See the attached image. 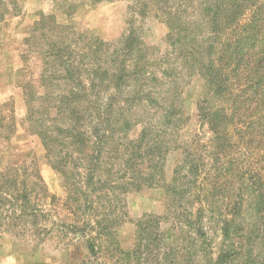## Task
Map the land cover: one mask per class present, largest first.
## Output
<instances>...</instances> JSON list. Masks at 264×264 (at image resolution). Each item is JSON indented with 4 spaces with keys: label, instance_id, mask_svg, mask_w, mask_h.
<instances>
[{
    "label": "trees",
    "instance_id": "16d2710c",
    "mask_svg": "<svg viewBox=\"0 0 264 264\" xmlns=\"http://www.w3.org/2000/svg\"><path fill=\"white\" fill-rule=\"evenodd\" d=\"M53 1L64 15L79 7ZM105 1L114 0H89ZM20 12L19 0H0V19ZM150 12L167 25L164 52L134 27L110 44L55 13H41L26 39L42 46L38 77L19 83L25 125L63 180L64 206L82 215L64 226L88 253L111 248L123 264H264V0H142L137 13ZM195 77L197 126L185 133ZM15 130L0 111V151ZM23 162L0 166V228L20 236L48 193L38 166ZM153 187L164 189L165 210L138 219L124 248L127 196Z\"/></svg>",
    "mask_w": 264,
    "mask_h": 264
},
{
    "label": "rangeland",
    "instance_id": "374dc122",
    "mask_svg": "<svg viewBox=\"0 0 264 264\" xmlns=\"http://www.w3.org/2000/svg\"><path fill=\"white\" fill-rule=\"evenodd\" d=\"M71 1L78 3L79 7L73 14L64 15L54 7L53 0H19L21 12L0 19V111L14 116L16 121V133L7 147L0 151V166L7 163L17 165L24 160L34 162L48 192L44 196L39 191L36 201L43 212H39L36 225L28 222L29 229L22 236L17 235L12 226L0 228V264H123L118 259L119 253L111 248L97 255L88 253L81 233L64 226V222L70 224L82 215L81 212L71 211L74 206L69 205L72 209L64 206L63 180L48 163L42 140L31 134L25 125L26 106L19 83L24 78L38 77L41 60L35 47L42 46L38 45V40L26 39L30 37L41 13H55L59 22L71 24L77 31L89 32V35L98 36L110 44L118 43L134 27L146 44L156 49L155 52L169 49L166 42L168 28L163 19L152 12L145 17L137 13L142 0H114L95 5L89 0ZM25 67V75H21L20 71ZM202 91L203 81L199 77L191 80L186 87V108L192 118L184 129L185 133L196 129L194 101ZM177 159V153H172L168 159V180L172 177ZM163 190L162 187L146 188L130 192L127 196L128 217L118 229L122 247L133 245L138 219L146 213L164 212L166 197ZM3 228L9 229L4 231Z\"/></svg>",
    "mask_w": 264,
    "mask_h": 264
}]
</instances>
